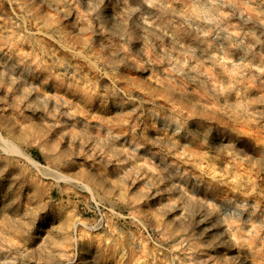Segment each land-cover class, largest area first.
<instances>
[{"label": "rangeland", "instance_id": "374dc122", "mask_svg": "<svg viewBox=\"0 0 264 264\" xmlns=\"http://www.w3.org/2000/svg\"><path fill=\"white\" fill-rule=\"evenodd\" d=\"M0 264H264V0H0Z\"/></svg>", "mask_w": 264, "mask_h": 264}, {"label": "bare ground", "instance_id": "6f19581e", "mask_svg": "<svg viewBox=\"0 0 264 264\" xmlns=\"http://www.w3.org/2000/svg\"><path fill=\"white\" fill-rule=\"evenodd\" d=\"M38 228H37V226L34 228V230H37Z\"/></svg>", "mask_w": 264, "mask_h": 264}]
</instances>
